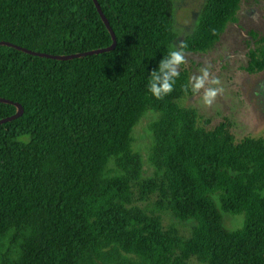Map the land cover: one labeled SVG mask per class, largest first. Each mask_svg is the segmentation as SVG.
I'll return each instance as SVG.
<instances>
[{
  "label": "trees",
  "instance_id": "1",
  "mask_svg": "<svg viewBox=\"0 0 264 264\" xmlns=\"http://www.w3.org/2000/svg\"><path fill=\"white\" fill-rule=\"evenodd\" d=\"M96 2L116 47L83 55L113 44L93 0H0V121L23 109L0 124V264H264V135L235 142L225 121L181 107L185 69L163 99L148 91L176 47L171 0ZM241 4L205 0L185 53L214 50ZM249 34L256 74L264 33ZM147 113L144 180L132 133ZM133 188L156 196L152 210L133 205ZM165 212L194 221L190 236L164 228Z\"/></svg>",
  "mask_w": 264,
  "mask_h": 264
},
{
  "label": "rangeland",
  "instance_id": "2",
  "mask_svg": "<svg viewBox=\"0 0 264 264\" xmlns=\"http://www.w3.org/2000/svg\"><path fill=\"white\" fill-rule=\"evenodd\" d=\"M173 3V31L178 47L185 37L191 34L194 23L205 0H171ZM264 33V0H242L236 24L229 25L214 50L204 54H186V63L180 68L189 71L190 78L198 74L205 64L211 65L213 76L219 77L224 89L213 105H203L201 96H185L179 105L197 112L202 119L210 120V127L218 121H225L235 142L244 138L257 139L264 135V71L250 74L245 71L247 47L254 46L249 33ZM191 91V90H190ZM157 116L147 113L135 126L133 148L142 159L143 179L151 178L153 170L149 165L151 136L148 130ZM135 207L148 211L156 196L143 199L139 188H133ZM243 216L223 215V225L228 230L242 226ZM164 228L175 226L183 238L190 236L194 221L178 222L171 213L161 214ZM189 264H200L192 259Z\"/></svg>",
  "mask_w": 264,
  "mask_h": 264
},
{
  "label": "clouds",
  "instance_id": "3",
  "mask_svg": "<svg viewBox=\"0 0 264 264\" xmlns=\"http://www.w3.org/2000/svg\"><path fill=\"white\" fill-rule=\"evenodd\" d=\"M185 47L186 44L183 42L178 47H174L166 56H163L157 69L150 72L148 91L157 100L163 99L174 91V85L180 75V68L187 62ZM210 68L211 65L209 64L200 67L198 74L193 75L184 85L186 93L190 89L193 96L200 95L203 105L209 108L224 91L220 87L219 77L213 76Z\"/></svg>",
  "mask_w": 264,
  "mask_h": 264
},
{
  "label": "water",
  "instance_id": "4",
  "mask_svg": "<svg viewBox=\"0 0 264 264\" xmlns=\"http://www.w3.org/2000/svg\"><path fill=\"white\" fill-rule=\"evenodd\" d=\"M93 2H94L95 6H96V8H97V10H98V12H99L98 15L100 16L101 20L103 21L104 25L107 27V29L109 30V32H110V34H111V36H112L113 44H112V46L109 47L108 49H105V50H97V51H94V52L85 53V54H83V55H90V54H95V53H100V52L105 53V52H109V51L114 50L115 47H116V41H115V36H114V34L112 33V31H111V29L109 28V26H108V24H107L105 18L103 17L102 11L100 10L99 5L97 4L96 0H93ZM0 45H8V44H6V43H0ZM10 46H12V45H10ZM16 48H18V47H16ZM26 52H28V51H26ZM28 54L33 55V56H36V57H46V58H50V59H62V57H54V56H48V55H42V54H36V53H30V52H28ZM75 57H77V56L68 57L67 59H71V58H75ZM1 101H2V100H0V102H1ZM16 106H17V108H18V112H17V114H16L15 116H13V117L7 119V120L0 121V124L4 123V122H6V121H9V120L15 119V118L19 117V116L22 114V112H23L22 107H21L20 105H18V104H16Z\"/></svg>",
  "mask_w": 264,
  "mask_h": 264
}]
</instances>
